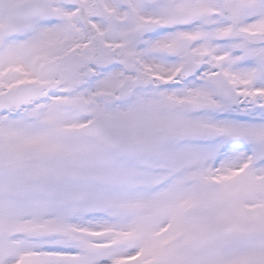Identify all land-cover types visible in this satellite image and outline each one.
<instances>
[{"label": "snow or ice", "instance_id": "1", "mask_svg": "<svg viewBox=\"0 0 264 264\" xmlns=\"http://www.w3.org/2000/svg\"><path fill=\"white\" fill-rule=\"evenodd\" d=\"M0 264H264V0H0Z\"/></svg>", "mask_w": 264, "mask_h": 264}]
</instances>
